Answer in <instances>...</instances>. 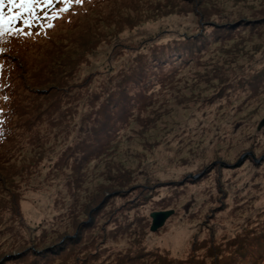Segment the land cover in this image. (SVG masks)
<instances>
[{
	"label": "rangeland",
	"instance_id": "obj_1",
	"mask_svg": "<svg viewBox=\"0 0 264 264\" xmlns=\"http://www.w3.org/2000/svg\"><path fill=\"white\" fill-rule=\"evenodd\" d=\"M63 7L5 38L33 60L14 70L0 148V264H264V0ZM164 43L180 54L150 60Z\"/></svg>",
	"mask_w": 264,
	"mask_h": 264
},
{
	"label": "trees",
	"instance_id": "obj_2",
	"mask_svg": "<svg viewBox=\"0 0 264 264\" xmlns=\"http://www.w3.org/2000/svg\"><path fill=\"white\" fill-rule=\"evenodd\" d=\"M51 10L52 9L49 10V13L51 12ZM52 14L53 13L49 14V16H51ZM207 20H208V22H210L209 19H207ZM51 23H53V22L51 21ZM239 23L230 24L231 25L230 27L231 28H235V26L238 25ZM46 25H47V20L45 21V24H44L45 28L44 29H46ZM220 25H222V24L215 23V24H211V25H209V24H207L205 26L203 25L201 31L198 34L199 38L200 39L204 38L206 36L205 33L209 32L208 30H212L213 31V29H209V27L210 28H216L217 26H220ZM19 27H23V25H21ZM194 37H195V35H192L191 39H194ZM180 42H189V39L188 40L187 39H185V40L182 39V41H180ZM195 44H198V43H195ZM200 44H201V42L199 43V45ZM7 47H9V45L7 44L5 39L0 41V57L4 56V58L11 63V65L9 64V69L6 71V73L0 75V88L2 90L1 91L2 97H0V103H1V105L3 107V110H4V113L3 112L0 113V148H3L6 145H8V142L12 139V136L14 135L15 130L17 129V126H18L17 123L15 124L13 122V120H14V117L18 115L17 110L19 108V99H16L12 109L9 106V102L11 100H13V94H12L11 89L13 90V88L16 85V82H15L16 81V76L14 74V70H16V69H23L24 70L25 68L23 67V65L24 64L25 65L28 64L27 60L30 63L33 60V59H30L27 55H24V57H21L19 55V53H16V52L12 51L10 48H7ZM160 48H161V50L163 52L162 53V57H158L157 53L155 52L154 56H152L150 60H155V61L168 60V57H172L171 59H173L174 55L178 56L180 54V52L170 54L169 46H168L167 43H164V44L160 45ZM148 58L149 57H147L146 60H148ZM143 63H145V62H143ZM174 63L175 62H172L170 64L173 65ZM145 64L152 65L150 63V61L145 63ZM258 75H260L261 78H262V77H264V72H261ZM148 90L149 89H145V91H148ZM143 92L144 91H140L138 93L136 92V94L132 95L128 100L130 101V99H135L137 102L142 103V101H143L142 97L143 96H141L142 95L141 93H143ZM113 106H115V105H113ZM122 108L123 107H121L120 109H122ZM112 112H113V110H110V113L112 115H115ZM8 149H10V150H7L5 153H1L2 150H0V159L5 157V156H7V155H9V154H7V152H9V151L11 152L12 147H8ZM97 151H99V149L97 147L93 148L90 151H88L86 156L90 155L91 157H94V155H97V153H96ZM86 156L82 157L81 159H84ZM114 194L115 193L107 195L105 197L104 201L102 202V204L106 201V199H108L110 196H112ZM98 208L96 210H98ZM79 235H80V233L77 234V237L75 239L71 238V236H67L66 238H64L65 243L60 244V245H56L55 247H52V248H46V249H44L46 251V253H43V254H45V255L53 254L52 256H56V254L60 255L63 251H65V249H63V248L66 246L67 243L74 244V243H76L78 241V239L80 237ZM32 251H38V249H35V250H32ZM47 252H49V253H47ZM30 253L32 255H34L33 252L30 251ZM19 254H21V253H19ZM19 254H16V255H19ZM25 256H26V253H22L18 258L22 259ZM43 258L45 260H49L50 259V257L49 258L43 257ZM45 260H44V262L42 264H45ZM218 260H219V258H217V256H215L214 261H216V264L218 263ZM38 264H40V263H38Z\"/></svg>",
	"mask_w": 264,
	"mask_h": 264
},
{
	"label": "snow or ice",
	"instance_id": "obj_3",
	"mask_svg": "<svg viewBox=\"0 0 264 264\" xmlns=\"http://www.w3.org/2000/svg\"><path fill=\"white\" fill-rule=\"evenodd\" d=\"M84 0H0V41L7 36L31 35L26 29L33 28L41 20H47V27L51 28L52 20L59 18L55 11L57 4L64 7L59 12L66 13L71 10L73 4H82ZM48 9H53L49 16ZM40 13H43L41 17ZM22 24L23 27H17ZM41 28L43 23H39Z\"/></svg>",
	"mask_w": 264,
	"mask_h": 264
},
{
	"label": "water",
	"instance_id": "obj_4",
	"mask_svg": "<svg viewBox=\"0 0 264 264\" xmlns=\"http://www.w3.org/2000/svg\"><path fill=\"white\" fill-rule=\"evenodd\" d=\"M264 126V116L258 123L257 129H261ZM197 177V176H196ZM173 214L172 209L160 210V211H153L150 213L151 218V225L150 231H156L159 227L163 226L166 219Z\"/></svg>",
	"mask_w": 264,
	"mask_h": 264
}]
</instances>
